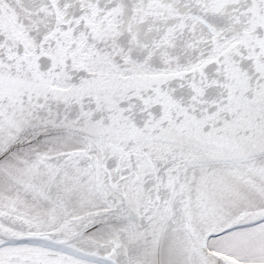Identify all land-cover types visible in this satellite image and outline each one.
Listing matches in <instances>:
<instances>
[{
  "label": "snow or ice",
  "instance_id": "snow-or-ice-1",
  "mask_svg": "<svg viewBox=\"0 0 264 264\" xmlns=\"http://www.w3.org/2000/svg\"><path fill=\"white\" fill-rule=\"evenodd\" d=\"M0 264H264V0H0Z\"/></svg>",
  "mask_w": 264,
  "mask_h": 264
}]
</instances>
